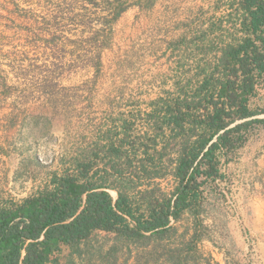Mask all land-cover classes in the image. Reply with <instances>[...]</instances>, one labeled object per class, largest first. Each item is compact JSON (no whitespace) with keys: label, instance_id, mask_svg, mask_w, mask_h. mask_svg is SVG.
I'll return each mask as SVG.
<instances>
[{"label":"trees","instance_id":"1","mask_svg":"<svg viewBox=\"0 0 264 264\" xmlns=\"http://www.w3.org/2000/svg\"><path fill=\"white\" fill-rule=\"evenodd\" d=\"M84 1L101 15L86 6L81 18L99 29L69 55L79 68L96 73L119 17L152 0ZM228 8L238 35L200 70V79L177 82L175 92L156 101L146 115L151 134L138 138L142 143L130 141L122 124L121 132L98 136L89 154L75 158L62 174H51L35 193L21 200L0 197V264H58L62 247H77L95 232L111 234L129 259L135 253L133 264H219L197 250L200 223L187 240L186 228L174 239V224L184 214L199 215L202 187L224 179L222 162L264 124V109L250 107L264 88V0H235ZM56 70L48 69L50 79L59 77ZM167 177L170 191L154 182ZM139 183L146 188L135 191ZM108 190L116 191V199Z\"/></svg>","mask_w":264,"mask_h":264},{"label":"rangeland","instance_id":"2","mask_svg":"<svg viewBox=\"0 0 264 264\" xmlns=\"http://www.w3.org/2000/svg\"><path fill=\"white\" fill-rule=\"evenodd\" d=\"M86 6L100 13L84 0H0L2 198L21 200L35 193L51 174H62L75 158L89 154L98 136L107 130L121 132L122 124L128 127L130 141L138 146L142 143L138 138L151 134L152 128L143 110L144 95L153 93L157 86H162L164 95L177 82L185 81L154 79L153 69L138 66L137 52L134 61L120 51L106 55L105 64L96 73L92 68H79L69 53L99 29L95 22L81 18ZM54 67L60 74L50 79L47 71ZM103 106L109 107L107 115L100 112ZM250 107L264 109V88L258 90ZM263 137L264 124H259L249 139ZM101 141L103 145L104 139ZM160 145L158 140L157 149ZM169 179L156 183L170 191ZM229 181L225 177L202 187L201 212L196 218L184 214L174 224V239L179 240L186 228L187 240L194 223H200L197 250L213 262L264 264V208L256 204L237 213ZM143 189L139 183L137 191ZM112 247L115 253H111ZM134 255L129 259L111 234L95 232L77 247H62L57 260L58 264H133Z\"/></svg>","mask_w":264,"mask_h":264},{"label":"crops","instance_id":"3","mask_svg":"<svg viewBox=\"0 0 264 264\" xmlns=\"http://www.w3.org/2000/svg\"><path fill=\"white\" fill-rule=\"evenodd\" d=\"M234 1L152 0L150 5L144 1L132 5L113 26L112 42L102 54V64L106 55L118 51L134 61L133 55L137 52L138 66L153 69L154 79H200V70L238 35L236 23L233 27L228 17L231 11L228 4ZM171 90L175 92V87ZM161 92L162 86H157L153 93L144 95L146 115L167 93L161 95ZM100 110L107 115L109 107L103 106ZM220 170L224 179L230 180L237 213L256 204L264 208V137L250 138L233 158L222 162ZM113 191L108 190L110 195ZM112 194L117 197L116 191Z\"/></svg>","mask_w":264,"mask_h":264}]
</instances>
